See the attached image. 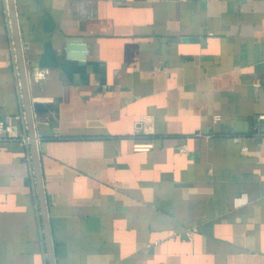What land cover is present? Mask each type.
<instances>
[{"label": "crops", "instance_id": "1", "mask_svg": "<svg viewBox=\"0 0 264 264\" xmlns=\"http://www.w3.org/2000/svg\"><path fill=\"white\" fill-rule=\"evenodd\" d=\"M13 4L54 264H264V0ZM0 120V264H50L8 0Z\"/></svg>", "mask_w": 264, "mask_h": 264}, {"label": "water", "instance_id": "2", "mask_svg": "<svg viewBox=\"0 0 264 264\" xmlns=\"http://www.w3.org/2000/svg\"><path fill=\"white\" fill-rule=\"evenodd\" d=\"M9 1V8L11 13V21L13 25V32H14V42H15V49H16V57H17V64H18V72L20 77V86H21V92H22V99L24 104V111H25V117L26 122L28 126L29 131V140L31 144V150H32V157H33V167H34V173L36 178V185H37V192L40 202V209L42 212V218L44 222V233L47 243V250H48V258L49 263L54 264V255H53V248L51 243V237L49 232V225L47 222V209H46V203H45V196L43 191V184H42V177L41 172L39 168V155H38V149H37V139L35 137L34 127H33V109L37 110L39 109V104L34 103L32 104L29 98V94L27 91V82L25 78V71L23 66V58H22V52H21V46L18 36V29H17V17L15 13V8L13 4V0ZM69 45L68 49H84V45L81 42L80 38H71L68 40ZM74 54V53H72ZM83 53L77 54L78 56H82Z\"/></svg>", "mask_w": 264, "mask_h": 264}, {"label": "built area", "instance_id": "3", "mask_svg": "<svg viewBox=\"0 0 264 264\" xmlns=\"http://www.w3.org/2000/svg\"><path fill=\"white\" fill-rule=\"evenodd\" d=\"M258 118L264 119V115H259ZM0 127H5L8 130L10 129V126L5 125L4 121H2V120H0ZM253 134L258 135V136H264V127L255 129L253 131ZM233 138L235 141H240L241 136L240 135H234ZM148 147H149L148 143H135L134 144L135 149H147ZM180 150H184V148L180 147ZM194 231H195L194 229H187L185 234L189 239H192Z\"/></svg>", "mask_w": 264, "mask_h": 264}]
</instances>
